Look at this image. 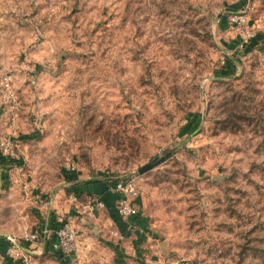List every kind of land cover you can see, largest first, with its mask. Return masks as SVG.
Returning a JSON list of instances; mask_svg holds the SVG:
<instances>
[{
    "label": "rangeland",
    "instance_id": "rangeland-1",
    "mask_svg": "<svg viewBox=\"0 0 264 264\" xmlns=\"http://www.w3.org/2000/svg\"><path fill=\"white\" fill-rule=\"evenodd\" d=\"M4 74L0 228L67 219V264H264V0H0ZM118 179L133 222L105 205Z\"/></svg>",
    "mask_w": 264,
    "mask_h": 264
},
{
    "label": "built area",
    "instance_id": "built-area-1",
    "mask_svg": "<svg viewBox=\"0 0 264 264\" xmlns=\"http://www.w3.org/2000/svg\"><path fill=\"white\" fill-rule=\"evenodd\" d=\"M235 3L242 5L244 0H234ZM228 24L232 27L238 35H240L239 47H243L248 41L254 39L255 32L252 31L249 20L247 18L246 12L241 9L239 11L230 13L227 17ZM11 76L2 75L0 79V92L3 94V98L9 100L12 104V108L16 109V97L11 89ZM9 111L12 115L15 111ZM12 121L15 119V114L11 118ZM0 154L6 157L9 161L14 160V150L12 149V144L10 139H4L0 142ZM67 170H73L71 165H67ZM114 190L116 194V200L114 201V208L117 215H119L123 220L129 221L130 219L139 215V209L136 204L138 198V191L134 185V180H118L114 183ZM75 200V196L73 197ZM96 207H103V203L97 201ZM93 209L90 207V210ZM48 235V238H47ZM44 239L45 241L49 240L48 245L52 251L61 253L65 257L69 256L74 248L76 241V231L71 226L70 222L66 219L58 223L51 234L46 230L42 231H27L24 230L20 236L9 238V244L6 249V255L8 259H13L15 261L22 260L23 262L27 261V258L24 256L23 251L26 249V246L30 244L38 243Z\"/></svg>",
    "mask_w": 264,
    "mask_h": 264
},
{
    "label": "crops",
    "instance_id": "crops-1",
    "mask_svg": "<svg viewBox=\"0 0 264 264\" xmlns=\"http://www.w3.org/2000/svg\"><path fill=\"white\" fill-rule=\"evenodd\" d=\"M1 165H0V169H1ZM3 178V181L5 180L6 175H2L1 176ZM71 183V182H70ZM72 185H76V187H72L71 189L73 191H78L80 188L79 186H77L78 184L76 183H72ZM83 187L80 188V191L82 190ZM86 190L88 191V193L90 192H94L93 191V187L88 186V189L86 187ZM96 192V191H95ZM101 191L96 192V194H100ZM91 194V193H90ZM116 195L113 194L109 197L108 201L105 202V205L107 206L108 209H112L113 210V201L116 200ZM110 201V202H109ZM55 222V223H54ZM57 225L56 221H53V217L51 216L50 213L47 214L45 221H43L42 224H40L39 226L36 227V229H27V228H22L18 231V234L20 235L24 230L27 231H42V230H46L47 232H49V235L51 234V231H53L54 227ZM12 235H17V233L14 232H10L7 229H5L4 227L0 228V264H24L22 260H18L15 261L13 259H8L7 255H6V249L8 247L9 244V238ZM48 238V235H47ZM49 240L45 241L44 239H42L41 241H39L38 243L35 244H30L28 246H26V249H24L23 254L25 257H29L28 254L30 255H34L37 256L38 258L42 255H44L43 253L47 251V249L50 248V246L48 245ZM31 250H30V249ZM51 249V248H50ZM51 251V250H50Z\"/></svg>",
    "mask_w": 264,
    "mask_h": 264
},
{
    "label": "trees",
    "instance_id": "trees-1",
    "mask_svg": "<svg viewBox=\"0 0 264 264\" xmlns=\"http://www.w3.org/2000/svg\"><path fill=\"white\" fill-rule=\"evenodd\" d=\"M118 180H122V179H118ZM138 216L139 215H137L136 217L130 219L129 221H131V222L135 221L138 218ZM54 256L57 259L58 264H67L68 261H67L66 257L63 254L55 252Z\"/></svg>",
    "mask_w": 264,
    "mask_h": 264
},
{
    "label": "water",
    "instance_id": "water-1",
    "mask_svg": "<svg viewBox=\"0 0 264 264\" xmlns=\"http://www.w3.org/2000/svg\"><path fill=\"white\" fill-rule=\"evenodd\" d=\"M148 168H150V165H149V166H146V167H144V168H142V169H140L139 172H141V171H143V170H146V169H148Z\"/></svg>",
    "mask_w": 264,
    "mask_h": 264
}]
</instances>
